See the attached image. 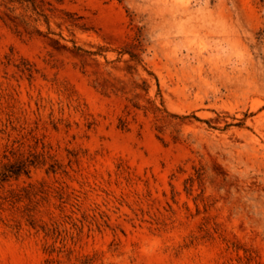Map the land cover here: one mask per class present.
<instances>
[{"label": "rangeland", "instance_id": "1", "mask_svg": "<svg viewBox=\"0 0 264 264\" xmlns=\"http://www.w3.org/2000/svg\"><path fill=\"white\" fill-rule=\"evenodd\" d=\"M25 1L0 264H264V0Z\"/></svg>", "mask_w": 264, "mask_h": 264}, {"label": "trees", "instance_id": "2", "mask_svg": "<svg viewBox=\"0 0 264 264\" xmlns=\"http://www.w3.org/2000/svg\"><path fill=\"white\" fill-rule=\"evenodd\" d=\"M18 1H20L21 3L26 2L25 0H18ZM27 2L31 4L30 7H31L32 11L39 13V7L37 6V4L35 2H32V1H27ZM10 169H12V167ZM22 170H23V168H22ZM5 171H6V173L5 172L0 173V183L4 182L5 181L4 179L8 177L7 173H10L11 175H14V176H16V175H18V173H20V172H17L19 170H7L6 169Z\"/></svg>", "mask_w": 264, "mask_h": 264}]
</instances>
